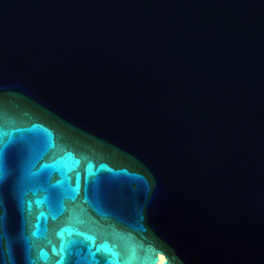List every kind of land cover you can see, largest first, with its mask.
Wrapping results in <instances>:
<instances>
[{"label":"water","instance_id":"95a60500","mask_svg":"<svg viewBox=\"0 0 264 264\" xmlns=\"http://www.w3.org/2000/svg\"><path fill=\"white\" fill-rule=\"evenodd\" d=\"M264 264V0H0V264Z\"/></svg>","mask_w":264,"mask_h":264},{"label":"bare ground","instance_id":"6f19581e","mask_svg":"<svg viewBox=\"0 0 264 264\" xmlns=\"http://www.w3.org/2000/svg\"><path fill=\"white\" fill-rule=\"evenodd\" d=\"M164 260L163 256L162 255H159V260H158V264L162 263Z\"/></svg>","mask_w":264,"mask_h":264}]
</instances>
